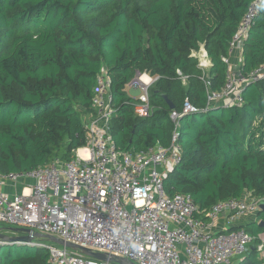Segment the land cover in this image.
Returning <instances> with one entry per match:
<instances>
[{
	"label": "trees",
	"instance_id": "trees-1",
	"mask_svg": "<svg viewBox=\"0 0 264 264\" xmlns=\"http://www.w3.org/2000/svg\"><path fill=\"white\" fill-rule=\"evenodd\" d=\"M254 1L0 0V176L72 161L87 145L83 117L95 113L94 88L105 71L110 133L122 152L169 147L170 114L181 113V162L164 179L169 196L190 195L201 209L248 194L264 198V78L246 82L240 105L209 100L229 80L224 59ZM202 49L207 71L199 66ZM241 49L248 78L264 67V0ZM137 73L157 78L147 118L126 91ZM187 100L195 113H182ZM257 221L240 227L256 237L242 264L263 263L256 247L264 211ZM49 259L44 248L0 242V264Z\"/></svg>",
	"mask_w": 264,
	"mask_h": 264
},
{
	"label": "built area",
	"instance_id": "built-area-1",
	"mask_svg": "<svg viewBox=\"0 0 264 264\" xmlns=\"http://www.w3.org/2000/svg\"><path fill=\"white\" fill-rule=\"evenodd\" d=\"M262 5L263 0H255L240 23L230 43V56L224 59L229 80L221 92L210 95L212 103L224 100L240 105L246 82L264 78V67L245 78L240 70L232 73L231 63V57L241 53ZM142 79L130 85L140 90L136 114L147 118L152 111L149 91L157 78ZM182 80L186 79L182 76ZM110 86L103 71L94 88L95 113L85 121L87 145L75 152L72 161L56 160L25 174L0 176L1 228L33 230L134 264H232L247 256L256 237L233 225L238 216H258L264 198L232 199L201 209L190 195L169 196L164 179L181 162V113L170 114L175 131L169 147L156 144L135 153L122 152L110 133ZM181 111L192 114L196 109L187 100ZM22 181L28 185L24 183L13 196L2 189L6 182ZM221 221L224 226L218 225ZM258 240L256 249L264 264V235ZM32 245L48 250L50 264H114L55 243L46 248L36 242Z\"/></svg>",
	"mask_w": 264,
	"mask_h": 264
},
{
	"label": "water",
	"instance_id": "water-1",
	"mask_svg": "<svg viewBox=\"0 0 264 264\" xmlns=\"http://www.w3.org/2000/svg\"><path fill=\"white\" fill-rule=\"evenodd\" d=\"M165 99L170 109L173 110L174 109L173 104L166 97ZM262 211H264V203L260 205V212ZM259 224L261 226L264 225L262 222H260ZM5 232H7L8 234H6ZM9 233H12L13 235L10 236ZM38 239H44L51 243H55L57 245L67 247L75 252H78L82 255H85L89 258H92L98 261L111 262L114 264H134L127 259L110 256L105 253L94 252L90 249L83 248L75 244L66 243L63 240H60L58 238H55L49 235H44L41 233H37L33 230H29L25 228H12V227L0 228V242L6 243L7 245L15 244V243H19L22 245H32V244H35V240H38Z\"/></svg>",
	"mask_w": 264,
	"mask_h": 264
},
{
	"label": "crops",
	"instance_id": "crops-1",
	"mask_svg": "<svg viewBox=\"0 0 264 264\" xmlns=\"http://www.w3.org/2000/svg\"><path fill=\"white\" fill-rule=\"evenodd\" d=\"M205 50L202 49L200 50V52L198 53V58H199V66H204L206 68H204L205 71H207V69L209 68L210 62L208 60L207 57V52H204ZM242 62V58H241V53H235L232 57H231V63H232V70H236L239 71L240 70V64ZM149 73H144L143 75V81H147L149 79H151V77L148 75ZM139 75H142L139 73ZM154 79H156V77H154ZM129 92L128 95H130V97L136 101L139 100L140 97V90L138 88H135L131 85L128 86ZM88 118V116H84V122L86 121V119ZM25 184L28 185L27 181H22V182H18V183H14V182H6L5 184L2 185V189L3 191L9 195V196H13L16 193H19L22 190V186ZM253 222H258L257 221V216H253V217H248V218H243L241 220H237L234 225L233 228H237V227H241V226H245L248 225L250 223ZM219 226H224V222L221 221L220 224H218ZM6 234H8L7 232H5ZM10 236H12V233H9ZM264 235V234H262ZM250 251H253V246L251 247ZM249 255V253L247 254V256ZM247 256H245L244 258L241 259H236L232 262V264H242V262L245 261V259L247 258ZM261 259V258H260ZM263 264V263H262Z\"/></svg>",
	"mask_w": 264,
	"mask_h": 264
},
{
	"label": "rangeland",
	"instance_id": "rangeland-1",
	"mask_svg": "<svg viewBox=\"0 0 264 264\" xmlns=\"http://www.w3.org/2000/svg\"><path fill=\"white\" fill-rule=\"evenodd\" d=\"M205 52V51H204ZM232 73L233 74H236L237 75V71L236 70H232ZM144 75V73L142 74V75H139V73H137L136 74V76H135V78H134V80L133 81H137L138 79H140L142 76ZM152 79H154V76H152L151 74H148ZM155 84V83H154ZM153 84V85H154ZM152 85V86H153ZM126 91H127V93L129 92V89H128V87H127V89H126ZM130 96V95H129ZM251 196H250V194H248V195H246L245 196V199H249V200H254V201H259V200H261L262 199V197H253V198H250ZM248 217H253V216H241V217H237V219H236V221L238 220H241V219H243V218H248ZM0 228H1V226H0ZM35 242L37 243V244H39V245H42V246H44L45 248L46 247H48V246H50V245H52V243L51 242H49V241H47V240H44V239H38V240H35ZM47 253H48V250L47 249H44Z\"/></svg>",
	"mask_w": 264,
	"mask_h": 264
}]
</instances>
